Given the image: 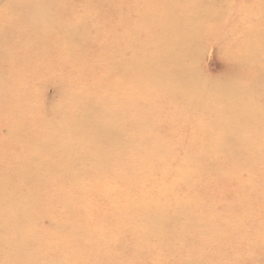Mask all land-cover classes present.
Instances as JSON below:
<instances>
[{"label":"rangeland","instance_id":"obj_1","mask_svg":"<svg viewBox=\"0 0 264 264\" xmlns=\"http://www.w3.org/2000/svg\"><path fill=\"white\" fill-rule=\"evenodd\" d=\"M207 4L197 82L169 78ZM254 28L264 0H0V264H264V99L231 102Z\"/></svg>","mask_w":264,"mask_h":264},{"label":"bare ground","instance_id":"obj_2","mask_svg":"<svg viewBox=\"0 0 264 264\" xmlns=\"http://www.w3.org/2000/svg\"><path fill=\"white\" fill-rule=\"evenodd\" d=\"M211 6L212 5L207 4L205 6V8L199 7L196 9V11L191 10V12H192L191 18L193 19L192 30H189L188 32L182 31L181 36L178 35L179 39L175 38V40H174L177 48H179V50L182 52L180 58H178L177 55H175L176 49L174 47H171L174 45V43H167L168 47H164L163 49L159 50L157 56L156 55L151 56V62H156L155 60L162 58L160 61L162 63H164L166 66H167L168 62L171 64V69H170L171 71L169 74V78H172L174 80L186 81L188 83H196L197 82V79H196L197 73H195L196 70H194L192 68V70H190V71H187V70L186 71H181V70L177 71V68H178V65L181 63V61H184V59L194 61L193 53L195 52L196 46L200 43L199 39H198V33H199L198 30L200 28H202L203 23L206 20H208L207 19L208 15H209V18L213 17L212 14L214 13V11L211 10V8H212ZM177 9H181V8H177ZM200 11L201 12L203 11L202 13L205 12V14H203V16H201L202 13ZM186 13H188V12H186ZM259 16H261V15H259ZM174 18H177V17H174ZM181 18H186V14H185V17H181ZM249 18H251L250 14H249ZM241 19L243 20V21H241L242 25L249 26L248 22H247V20L250 21V19H248V15H247V18L242 16ZM212 22H214V20ZM183 23H184V20L176 19L173 23V28L175 31L173 29H170L166 33L168 35L174 36L176 34V28L181 26ZM211 26L214 27L213 24ZM70 33H72V32L70 31ZM263 34H264V32H262V30L260 28H254V29H251L250 31H248L247 33L245 31V33L243 35V39H244L243 49L245 52H243L244 53L243 56L238 57L241 59V61L236 63V64H237V66H240L241 74H244L246 70H248L249 72H252L253 68H257L258 71H255L252 73L253 74V80H252V76H251L248 79V82H245L246 85L248 86V89H247L245 96H240L236 90V85L237 86L239 85L238 79L233 81L231 102L242 100V98L247 99V100H251V97H252V101H253L252 105L253 106L259 108L262 105L261 102L264 99L263 95H260V98H261L260 101L256 102L253 99L256 97L255 88L258 90L264 86V35ZM171 36L169 38H171ZM162 53H163V55L158 58V56ZM156 63H159V62H156ZM221 63L224 67H226L225 63L223 61ZM164 64H162V65H164ZM244 66H248L252 70L251 69L245 70ZM157 67L161 69L160 66L157 65ZM219 83H221V82H219ZM170 84H172V83H170ZM216 85L221 88V86L223 84L221 83V84H216ZM212 86H214V84ZM172 91H173V93L176 91L174 86L172 88ZM184 95H186V94H184ZM183 98H185V97H183ZM261 108H264V105ZM260 121H263V117H262V120H260ZM231 124L233 125L234 123H231ZM235 129H237V126H234L232 128L233 138L237 137L236 131H234ZM229 144L230 143L226 144L225 146H228ZM203 146H206V145H203ZM207 146H214V142L213 143H207ZM230 147L231 146H229V149H230ZM233 148H234V145L232 146V152L234 151ZM226 149L227 150L222 154H225L229 150L228 148H226ZM212 153H213V150H210V152L208 153V156L211 157ZM194 159H197V158H194ZM198 159H201V158H198ZM203 159H209V158L202 155L201 161H203ZM4 196H5V199L8 198V197H6V194H4ZM126 209H127L126 213L129 215H134L137 213H141L144 216L147 215L146 213L137 210V208H132L129 205H127ZM155 219H156V217H155ZM201 219H202V217H201ZM150 220L156 222L153 218H151ZM145 221H146V218H145ZM139 239L145 243H148L150 241L147 237H142L141 235H140ZM13 245L14 246L12 248L22 251L20 249V247L24 246L25 244L23 241L20 240L19 242H14ZM46 249H49V248H46ZM211 250H212V252H214V244L211 246ZM206 253H207L206 251H204L203 249L200 248L199 252L192 254L191 261H195L196 262L195 264H199V263L205 264L204 259H202V258L206 257ZM8 262H9V260H8Z\"/></svg>","mask_w":264,"mask_h":264}]
</instances>
